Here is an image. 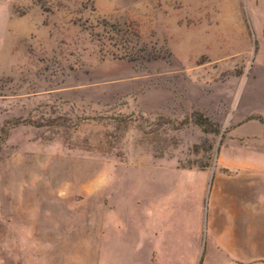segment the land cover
Masks as SVG:
<instances>
[{
    "label": "rangeland",
    "instance_id": "1",
    "mask_svg": "<svg viewBox=\"0 0 264 264\" xmlns=\"http://www.w3.org/2000/svg\"><path fill=\"white\" fill-rule=\"evenodd\" d=\"M195 251L264 264V0H0V264Z\"/></svg>",
    "mask_w": 264,
    "mask_h": 264
},
{
    "label": "crops",
    "instance_id": "2",
    "mask_svg": "<svg viewBox=\"0 0 264 264\" xmlns=\"http://www.w3.org/2000/svg\"><path fill=\"white\" fill-rule=\"evenodd\" d=\"M218 240V239H217ZM219 242H221V240H219ZM218 250H219V252L220 251H223V253L225 254V255H229V257H232V251L229 249V248H225V247H220V246H218V248H217ZM206 253V251L204 252V254H203V256L201 255V253H200V251H198V252H196L195 251V253H194V256L196 257H194V260L192 261V263L191 264H197L196 263V261H198V264H208L207 263V255L205 254ZM163 254H166V252L164 251V253ZM232 260V259H231ZM170 262V261H169ZM165 264V263H164ZM168 264H175V263H168ZM245 264H249V263H245ZM261 264V263H260Z\"/></svg>",
    "mask_w": 264,
    "mask_h": 264
},
{
    "label": "trees",
    "instance_id": "3",
    "mask_svg": "<svg viewBox=\"0 0 264 264\" xmlns=\"http://www.w3.org/2000/svg\"><path fill=\"white\" fill-rule=\"evenodd\" d=\"M201 124H204V123H202V122H200ZM212 130V129H211Z\"/></svg>",
    "mask_w": 264,
    "mask_h": 264
}]
</instances>
